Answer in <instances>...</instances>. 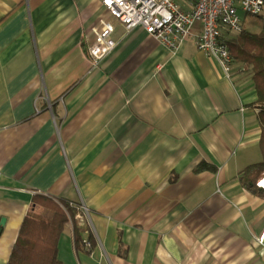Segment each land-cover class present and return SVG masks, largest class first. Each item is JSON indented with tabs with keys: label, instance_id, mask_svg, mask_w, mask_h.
<instances>
[{
	"label": "crops",
	"instance_id": "crops-1",
	"mask_svg": "<svg viewBox=\"0 0 264 264\" xmlns=\"http://www.w3.org/2000/svg\"><path fill=\"white\" fill-rule=\"evenodd\" d=\"M109 19L99 0H0V264L48 201L89 210L62 264H264V196L242 182L263 160L251 75L199 51L201 25L177 51L119 27L95 66Z\"/></svg>",
	"mask_w": 264,
	"mask_h": 264
},
{
	"label": "built area",
	"instance_id": "built-area-1",
	"mask_svg": "<svg viewBox=\"0 0 264 264\" xmlns=\"http://www.w3.org/2000/svg\"><path fill=\"white\" fill-rule=\"evenodd\" d=\"M111 19L101 20L94 30V41L88 53L95 66L111 55L117 47L120 27L124 33L143 28L148 35L167 48L177 51L192 35L196 25H201L197 37L199 51L217 60L227 76L234 70V59L225 40L240 34L244 27L241 15L255 17L264 12V0H195L186 11L177 0H99ZM260 179L257 186L260 187ZM77 209V225H87V207L72 205ZM72 223V222H71ZM264 240V239H263ZM88 252L92 244L82 242Z\"/></svg>",
	"mask_w": 264,
	"mask_h": 264
},
{
	"label": "trees",
	"instance_id": "trees-1",
	"mask_svg": "<svg viewBox=\"0 0 264 264\" xmlns=\"http://www.w3.org/2000/svg\"><path fill=\"white\" fill-rule=\"evenodd\" d=\"M261 22L258 33L244 29L234 37L225 38L235 65L240 71L251 75L258 95L256 103L249 105L259 110L262 127L261 151L263 160L244 170L243 186L254 194L264 196V190L257 187L256 182L264 173V17L255 16ZM216 171V167L202 162L198 171ZM35 209L40 206L39 198H35ZM45 208L53 211L52 217L28 214L20 228L18 238L13 246L7 264H62L58 256V243L68 223L75 225V241L79 246L82 241L84 227L77 226V209L68 203L45 202ZM34 209V210H35ZM79 248V247H77Z\"/></svg>",
	"mask_w": 264,
	"mask_h": 264
},
{
	"label": "rangeland",
	"instance_id": "rangeland-1",
	"mask_svg": "<svg viewBox=\"0 0 264 264\" xmlns=\"http://www.w3.org/2000/svg\"><path fill=\"white\" fill-rule=\"evenodd\" d=\"M262 15L264 17V12ZM241 18H242V25H243L244 29L249 30L250 32H253V33H258L260 31L261 22H259V20L256 17L246 16L245 14H242ZM234 70H238L237 65H234ZM238 71H240V70H238ZM243 74H245V76L248 77V75L246 73L243 72ZM262 190H264V189H262Z\"/></svg>",
	"mask_w": 264,
	"mask_h": 264
},
{
	"label": "bare ground",
	"instance_id": "bare-ground-1",
	"mask_svg": "<svg viewBox=\"0 0 264 264\" xmlns=\"http://www.w3.org/2000/svg\"><path fill=\"white\" fill-rule=\"evenodd\" d=\"M259 184H260V187L264 188V173L261 175V180Z\"/></svg>",
	"mask_w": 264,
	"mask_h": 264
},
{
	"label": "water",
	"instance_id": "water-1",
	"mask_svg": "<svg viewBox=\"0 0 264 264\" xmlns=\"http://www.w3.org/2000/svg\"><path fill=\"white\" fill-rule=\"evenodd\" d=\"M5 223H6V220H5V219H3V220L1 221V226H4V225H5Z\"/></svg>",
	"mask_w": 264,
	"mask_h": 264
}]
</instances>
